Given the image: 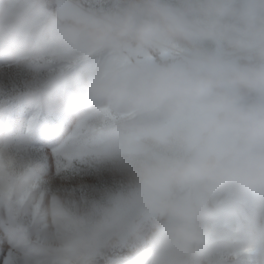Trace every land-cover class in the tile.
Returning <instances> with one entry per match:
<instances>
[{
  "label": "clouds",
  "instance_id": "1",
  "mask_svg": "<svg viewBox=\"0 0 264 264\" xmlns=\"http://www.w3.org/2000/svg\"><path fill=\"white\" fill-rule=\"evenodd\" d=\"M46 3L0 0V51L30 31L94 52L185 50L33 86L38 103L65 111L103 98L159 117L143 126V157L123 169L143 203L169 218L156 237L167 264H225L244 253L232 227L250 206L262 225L252 231L264 241V0H110L56 10Z\"/></svg>",
  "mask_w": 264,
  "mask_h": 264
},
{
  "label": "rangeland",
  "instance_id": "2",
  "mask_svg": "<svg viewBox=\"0 0 264 264\" xmlns=\"http://www.w3.org/2000/svg\"><path fill=\"white\" fill-rule=\"evenodd\" d=\"M109 2L47 0L46 7L56 10L79 3L100 8ZM24 40L0 51V234L8 243L0 264H167L156 237L169 218L143 203V190L123 169L124 161L143 157L140 149L150 143L143 126L159 117L103 98L65 111L38 103L33 86L52 76L86 77L116 66L167 61L183 56L185 50L176 46L94 52L55 39L42 41L32 31ZM12 99L32 112L22 124L11 119ZM42 117L55 118L61 127L59 150L70 161L56 175L49 173L35 143L36 132L48 123ZM257 211L250 206L232 227L245 248L264 244L252 231L253 226L262 227ZM77 240L84 243L77 245ZM251 259L235 253L225 264H250Z\"/></svg>",
  "mask_w": 264,
  "mask_h": 264
},
{
  "label": "snow or ice",
  "instance_id": "3",
  "mask_svg": "<svg viewBox=\"0 0 264 264\" xmlns=\"http://www.w3.org/2000/svg\"><path fill=\"white\" fill-rule=\"evenodd\" d=\"M11 119L17 123H23L32 116L31 110L16 100L10 101ZM48 121L45 127H42L36 132L35 143L41 148L43 156L46 158V163L51 175H56L58 170L66 169L69 166V157L60 152V145L63 141V134L61 127L58 126L55 118L42 117ZM74 163V161H72ZM4 227L8 228L7 224ZM8 248L7 236L0 234V257H2V250ZM244 253L251 257L250 264H264V251L258 250L253 243L246 247ZM260 259L257 260L256 257Z\"/></svg>",
  "mask_w": 264,
  "mask_h": 264
}]
</instances>
